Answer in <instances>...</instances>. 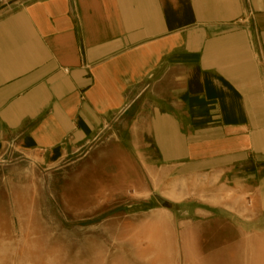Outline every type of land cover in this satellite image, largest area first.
<instances>
[{"label": "crops", "instance_id": "1", "mask_svg": "<svg viewBox=\"0 0 264 264\" xmlns=\"http://www.w3.org/2000/svg\"><path fill=\"white\" fill-rule=\"evenodd\" d=\"M3 2L0 157L53 168L118 127L196 213L264 215V0Z\"/></svg>", "mask_w": 264, "mask_h": 264}, {"label": "rangeland", "instance_id": "2", "mask_svg": "<svg viewBox=\"0 0 264 264\" xmlns=\"http://www.w3.org/2000/svg\"><path fill=\"white\" fill-rule=\"evenodd\" d=\"M118 130L53 168L0 157V264H264V215L196 213Z\"/></svg>", "mask_w": 264, "mask_h": 264}, {"label": "water", "instance_id": "3", "mask_svg": "<svg viewBox=\"0 0 264 264\" xmlns=\"http://www.w3.org/2000/svg\"><path fill=\"white\" fill-rule=\"evenodd\" d=\"M156 201H157V203H158L159 205L163 204V201L160 200V199H158V198H156Z\"/></svg>", "mask_w": 264, "mask_h": 264}]
</instances>
